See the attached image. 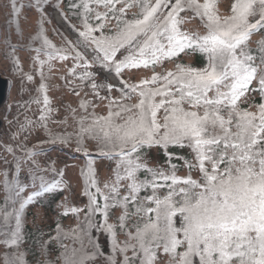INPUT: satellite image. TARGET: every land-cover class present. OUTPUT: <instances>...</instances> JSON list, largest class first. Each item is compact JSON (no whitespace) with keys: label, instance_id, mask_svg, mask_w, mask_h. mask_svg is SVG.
<instances>
[{"label":"snow or ice","instance_id":"1","mask_svg":"<svg viewBox=\"0 0 264 264\" xmlns=\"http://www.w3.org/2000/svg\"><path fill=\"white\" fill-rule=\"evenodd\" d=\"M45 2L35 0L41 19L39 33L32 39H43L61 60L71 56L68 74L81 83L91 81L88 86L96 97L108 100L106 115L93 112L80 118L76 150H81L87 136L97 142L99 156L115 164L114 180L105 183L107 192H102L95 177V160L87 161L84 222L67 232L57 224L56 237H50L57 241L70 238L79 245L61 244V264H95L98 257H103L104 264H117V254L122 257L119 264H157L163 255L169 257L167 264H264V102L256 111L240 106L249 93L258 92L264 99V0H231L224 13L219 0H69L68 8L78 10L80 27L71 25L77 33L75 42L64 38L66 47L61 48L42 35ZM53 7L59 9L60 0ZM10 12L17 16L18 24L17 0H10ZM60 14L68 19L62 10ZM193 20L198 26L186 27ZM6 41L20 71L16 45L7 36ZM41 50L36 49L38 54ZM194 53L204 58L202 66L180 61L182 55ZM55 56L49 53V59ZM34 59L43 78L46 61L39 55ZM165 62H172L173 67L156 72ZM94 66L105 70L116 83H98L96 72L89 71ZM142 68L152 69L151 75L136 82L124 78L125 71ZM21 75L33 79L30 74ZM45 87L41 83L42 91ZM113 89L118 97H111ZM100 90L109 95L99 97ZM73 91L79 95L75 85ZM49 104L45 94L39 117L44 127ZM90 104L82 100L80 107L86 109ZM70 111L75 113V109ZM33 123L26 120L20 125L21 132L26 133ZM72 135L50 134L41 143L67 145ZM4 147L14 151L11 145ZM16 148L23 153L15 160L16 172L22 162L30 161L31 175L39 184L25 197L22 193L28 185L15 175L11 181L4 180L11 193L5 199L13 206L11 211L0 209V215L5 221L14 217L15 228L2 243L16 248L11 255L5 253V264H25L19 248L26 206L38 203L62 184V180L46 181L37 174L46 169L33 159L38 154L35 149L23 143ZM153 148L164 152L166 166H149L147 152ZM185 149L191 159L179 154ZM84 154L89 155L87 149ZM174 159L183 161L187 175L176 174L180 166ZM47 170L63 176L55 168ZM193 170L199 173L195 178ZM4 174L7 177V171ZM162 189H166L163 196L159 195ZM149 190L151 194L140 195ZM13 197L19 200L18 207ZM116 207L122 211L118 224H111L110 210ZM68 211L78 214L81 209H66L63 215ZM96 213L102 216L99 222L93 219ZM132 217L136 219L129 226ZM93 228L108 235L109 254L90 235ZM117 228L124 232L125 240L117 239ZM180 248L184 250L178 251ZM42 264L52 262L45 259Z\"/></svg>","mask_w":264,"mask_h":264},{"label":"rangeland","instance_id":"2","mask_svg":"<svg viewBox=\"0 0 264 264\" xmlns=\"http://www.w3.org/2000/svg\"><path fill=\"white\" fill-rule=\"evenodd\" d=\"M68 0H60V8L53 7L56 0H46L43 4V36L46 37L56 48L66 47L64 38L75 42V37L70 34L65 26L58 21L55 10H62L64 15V5ZM23 4L24 7H20ZM231 0H219V7L222 13L226 12ZM17 7L19 8L18 20L17 16L10 12V0H0V73L8 79L7 97L0 106V118L2 124L0 126V209H7L11 211L12 201L6 200L5 197L11 195L4 184L7 178L12 180L13 176L22 184L28 185L22 193L23 196H28L35 190L39 184L38 180H34L31 172L34 171L30 161L22 162L21 168L17 173L14 167L15 160L23 155V153L16 148L17 144L23 143L27 148H33L38 153L33 157L37 160L40 167L46 169L44 172H37L38 175H43L46 181L53 179L62 180L61 187L50 193H46L44 197L38 202L26 206L22 212V240L19 250L24 253L25 264H42L47 259L52 264H61V253L63 251L61 244L79 247L74 245L73 241L63 239L57 241L50 239L56 237V226L59 224L64 231H70L75 228L77 224H83L85 213L88 211L86 205L88 204V196L84 194L85 176L83 171L86 169V163L90 158H94L95 177L97 186L102 192H107L104 188L105 183H111L114 180L113 169L115 167L114 161L101 158L97 152V142L93 139L85 138L82 142L83 150L77 151L76 136L78 131V122L82 116H88L89 113L95 112L96 115H106L108 111V100L97 98L91 89V81L81 83L68 74V69L72 67L73 61L71 56L67 60H61L59 56H55L51 49L43 44V39H32L39 33V20L41 19V12L35 6V0H17ZM119 7V5H118ZM100 11H103L101 8ZM132 11H135L133 9ZM131 15V13H129ZM68 22V20H66ZM198 21L193 20L192 23L187 24L186 27L192 28L198 26ZM70 26L77 24L80 27V22H73ZM202 30V29H201ZM7 38L12 44L16 45L15 57L17 62L13 59V54L8 48ZM36 49H42L39 54ZM49 53L55 56L54 59H49ZM39 55L40 60L46 61L42 67L44 73L43 78L39 74L41 66L38 61L34 59ZM191 57L189 55H182L180 61L191 64ZM173 67L172 62H165L162 66L156 67V72H163ZM196 67V66H195ZM79 72L80 70L77 69ZM89 71L96 72V81L107 82L115 84V82L108 77L105 70H101L98 66H94ZM21 72L32 75V80H27L26 76H22ZM152 69H140L133 71H125L124 78L131 82H136L140 78L150 76ZM71 80L72 83H68ZM43 83L46 87L42 91L40 85ZM73 85L76 86V91H73ZM23 89V90H22ZM47 95L50 101V112L46 113V127L41 126L39 117L44 108L43 96ZM109 94L106 90L99 91V97H106ZM111 97H118L119 92L113 89ZM91 102L90 106L85 108L80 107L81 101ZM39 101V102H36ZM264 102V99L258 92L247 94V99L240 102L241 108H246L251 111H256V106ZM70 109H75L73 114ZM26 120L34 123L28 126V131L21 132L20 125L25 124ZM69 133L72 135V140L65 145L59 141L56 143H41L47 141L51 135H58ZM5 145H11L14 151L10 152L5 149ZM84 149H87L89 155L84 154ZM188 151V150H187ZM161 151L153 148L147 152V159L149 166L155 167L157 165L166 166L165 161L160 158ZM49 168H55L63 172V176H57L56 172L48 171ZM5 171L8 175L5 177ZM178 176H185L188 174L187 167L177 171ZM193 177H197L199 173L196 170L192 172ZM124 184L127 181L122 182ZM92 192L96 191L95 187L90 189ZM125 189H120V194L124 195ZM159 195L163 196L162 190ZM97 196V202L99 203ZM16 201L15 206L18 207L19 200L13 197ZM103 200V199H102ZM104 202V201H103ZM78 208L81 211L77 214L68 211L67 215H63L66 209ZM122 209L116 207L110 210L108 222L111 224H118L117 217L121 214ZM96 222L102 220L100 213H96L93 217ZM135 217L129 219L128 224L131 226ZM15 228V219L10 217L7 221L0 215V264H5V253L10 255L16 252L15 246H5L2 241L6 235ZM29 229L36 232L35 236L29 237ZM134 230V229H133ZM90 235L96 238L99 246L105 255L109 254L111 244L106 233H97L93 228L90 230ZM124 232L117 228V239L119 241L125 240ZM45 242L46 245H45ZM86 243V241H85ZM43 246V247H42ZM183 248L178 251H183ZM131 256L132 252L129 251ZM117 264H119L122 257L117 254ZM169 257L163 255L158 260L157 264H167ZM95 264H104L103 257H98Z\"/></svg>","mask_w":264,"mask_h":264},{"label":"trees","instance_id":"3","mask_svg":"<svg viewBox=\"0 0 264 264\" xmlns=\"http://www.w3.org/2000/svg\"><path fill=\"white\" fill-rule=\"evenodd\" d=\"M68 3H69V0L65 3V5H64V11L66 12V15H67V17H68V22H70L71 24H73V22L75 21V22H79V18H78V16L75 14V12L76 11H78V10H70L69 8H68ZM76 26H77V24H76ZM257 39V36H253V40H256ZM254 46V45H253ZM189 56H192L191 57V65L192 66H196V67H200V66H202V63H203V57H201L199 54H191V55H189ZM252 87H255V84L252 86ZM81 150H83V148H81ZM93 153H95V154H97L98 155V152H93ZM180 155H184L187 159H191L192 157H191V155L189 154V151H187V149H185L183 152H180L179 153ZM160 158H161V160L162 161H165V154H164V152L163 151H161V154H160ZM173 163H175V164H177V165H179L180 167L178 168V170H180L181 171V169L183 168V161H181V160H176V159H174L173 160ZM140 178L141 179H143L144 178V173L143 172H141L140 174ZM150 178V177H149ZM162 192H163V195L166 193V189H162ZM149 194H151V192H150V190L149 191H147V192H141V196H143V195H149ZM104 202H103V200L101 199V198H99V204H103ZM112 210V209H111ZM111 213V212H110ZM29 237H31V235L32 236H35V234H36V232L34 231V230H32V229H29ZM32 238V237H31ZM33 239V238H32ZM33 240H35V239H33Z\"/></svg>","mask_w":264,"mask_h":264},{"label":"water","instance_id":"4","mask_svg":"<svg viewBox=\"0 0 264 264\" xmlns=\"http://www.w3.org/2000/svg\"><path fill=\"white\" fill-rule=\"evenodd\" d=\"M58 11H60V10H58ZM65 24H66V26H68L70 28V30L73 32V34L71 32H69L68 30L67 31L70 34H72V36H74L76 38L77 33L74 31V29L70 26V24L67 21ZM7 89H8V79L0 73V106L3 104V102L5 101V99L7 97ZM1 124H2V119L0 118V126H1Z\"/></svg>","mask_w":264,"mask_h":264},{"label":"bare ground","instance_id":"5","mask_svg":"<svg viewBox=\"0 0 264 264\" xmlns=\"http://www.w3.org/2000/svg\"><path fill=\"white\" fill-rule=\"evenodd\" d=\"M55 13H56V17H57V19H58V21H60L63 25H65V27H66V29L69 31V32H71L72 34H73V32L70 30V28L68 27V26H66V20L64 19V17L63 16H61V14H60V11H58L57 9L55 10ZM106 72V71H105ZM106 74L108 75V77L110 78V79H112L115 83H116V81L113 79V77L111 76V75H109L107 72H106Z\"/></svg>","mask_w":264,"mask_h":264},{"label":"clouds","instance_id":"6","mask_svg":"<svg viewBox=\"0 0 264 264\" xmlns=\"http://www.w3.org/2000/svg\"><path fill=\"white\" fill-rule=\"evenodd\" d=\"M69 23V22H68Z\"/></svg>","mask_w":264,"mask_h":264}]
</instances>
